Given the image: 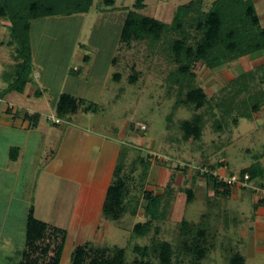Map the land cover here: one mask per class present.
Segmentation results:
<instances>
[{"label":"rangeland","instance_id":"rangeland-1","mask_svg":"<svg viewBox=\"0 0 264 264\" xmlns=\"http://www.w3.org/2000/svg\"><path fill=\"white\" fill-rule=\"evenodd\" d=\"M104 1L94 0L87 14L32 22L31 78L38 82L34 77L38 73L47 93L41 99L33 98L31 104L45 108L44 114L50 113L59 93L70 91L97 105L96 112L77 114L72 121L119 142L118 161L123 154L121 175L128 188L125 212L117 220L106 218L99 201L90 196L84 216L77 211L73 215L75 207H64L53 220L69 233L78 228L77 235L86 247L83 264H107L102 257L113 259L116 252L122 253L120 264H236L233 259L237 255L243 264H264V210L257 212L254 208L255 203L264 207V196L254 190L264 187V106L252 119H239L236 126L232 124L236 115L226 117L218 109L220 101L229 103L233 95V106L237 107L264 91L257 77L241 95L236 94L237 87L230 86L235 78L264 65L263 54L217 70L196 64L192 69L196 77L190 85L203 92L206 102L195 111L178 105L188 97V89L180 95L178 86L168 82L175 67L163 49L150 48L146 42L120 43L122 12L135 0H115L113 8L105 6ZM189 1L146 0L143 13L168 22L174 8ZM213 1L204 0V8ZM256 10L264 26V2L257 3ZM2 37L6 39V35ZM1 50L5 58L6 48ZM86 56L88 61H84ZM68 67L73 81L64 86L62 75ZM74 67L80 73L71 72ZM3 68L9 71L7 76L12 73L11 66ZM194 114L203 118L200 135L182 130ZM141 125L146 127L144 132L139 130ZM121 133L125 135L120 137ZM252 165L262 174L246 188L232 186L229 197L215 195L210 182L197 171L211 167L219 178L230 174L240 177L241 171ZM103 168L114 170L112 165ZM91 171L89 166L82 177L87 180ZM96 171L100 176L101 170ZM145 192L161 198L159 213L163 217L153 221L145 236H136L134 226L147 221ZM95 194L93 190L90 193ZM56 198L55 203H61ZM80 217L79 224L76 219ZM183 221L189 223L186 231Z\"/></svg>","mask_w":264,"mask_h":264},{"label":"trees","instance_id":"trees-1","mask_svg":"<svg viewBox=\"0 0 264 264\" xmlns=\"http://www.w3.org/2000/svg\"><path fill=\"white\" fill-rule=\"evenodd\" d=\"M145 1L135 0L131 8L125 9L127 13L121 26L119 41L125 45H129L131 41L146 42L150 48L163 49L169 62L175 67L169 74L168 82L178 86L180 95L185 88L188 89V97L182 99L178 105L192 107L196 111L206 102L203 92L190 85L196 77L192 71L196 64L200 63L209 70H217L258 52H262L264 56V26L261 25L251 0H214L208 9L204 8V0H191L176 7L169 23L145 15ZM114 2L115 0H105L104 4L113 8ZM93 3L94 0H0V18L10 23L9 30L15 46V75L8 91L21 94L32 81V22L55 16L87 14ZM88 60L86 56L84 61ZM256 77L260 79L259 83L264 85V65L235 78L230 86L237 87L236 94L241 95L248 91V83L251 79L256 80ZM235 98L236 95H233V98L228 99L229 103L220 101L218 104V109H221L226 117H231L232 114L237 116L232 118L234 126L238 124L239 119H252L264 106V91L237 107L233 106ZM79 110L84 113L96 112L97 105L67 94L60 95L55 108L58 118L65 119ZM25 119L35 125L33 120L38 119V116L26 115ZM202 124V116L194 114L191 121L183 124L182 130L187 134L193 132L200 135ZM217 127L221 128L220 125ZM121 157L114 169L113 180L102 209L104 217L116 220L125 212V198L128 195L126 178L121 175L123 154ZM210 170L215 172L211 167ZM246 174L250 183L262 173L252 165L242 170L239 178L243 179ZM201 175L210 182L215 195L230 196L231 186L219 181L214 175ZM144 199V215L147 221L134 226L133 233L136 236H145L153 221L163 217L159 213L160 197L145 192ZM258 206L257 203L254 208L257 209ZM188 227L189 223L183 221L182 229L186 231ZM65 238L64 231L37 222L30 216L27 225V248L22 264H59ZM85 249L84 245L72 252L71 264H83ZM135 250L141 251L138 248ZM121 254L116 252L113 259L104 255L102 262L120 264ZM233 262L243 264V259L237 255Z\"/></svg>","mask_w":264,"mask_h":264},{"label":"crops","instance_id":"crops-1","mask_svg":"<svg viewBox=\"0 0 264 264\" xmlns=\"http://www.w3.org/2000/svg\"><path fill=\"white\" fill-rule=\"evenodd\" d=\"M251 1L255 8L257 3L264 2ZM126 13L122 12L123 19ZM259 19L261 20L260 16ZM9 27L10 23L0 18V264H22L27 248V225L30 216L37 222L63 231L65 229L53 217L57 219L56 216L62 214L64 207H75L73 215L77 211L79 216H84V211L90 206V196L95 197L93 201H99L98 207L102 214L114 173V170L109 172L103 166L110 169L112 165L115 169L121 147L117 139L87 130L72 121V117L77 114L87 116L91 112L84 113L79 110L65 119L58 118L55 108L60 95L67 94L77 98L76 93H59L57 101L51 105L50 113L44 114L45 108L32 105L33 98L41 99L47 93L46 85L42 83V77L38 73L34 77L39 81L32 79L23 93L8 91L14 81L16 66L15 46ZM3 35H6L5 40ZM2 48H6L3 52L5 58L2 57ZM113 60L114 57L110 61L111 65ZM7 66L13 68L8 76V70L3 68ZM69 67L62 75L64 86L72 80ZM71 72L80 73V69L74 67ZM26 115L38 116V119L33 120L35 125L25 119ZM123 135L125 133H121L120 137ZM104 154L105 165L102 163ZM107 160L110 164H107ZM89 166L92 171L86 180L82 175ZM96 169L101 170L100 176H97ZM58 190L65 193L61 192L60 195ZM92 190L96 192L95 195H90ZM80 192L83 198H80ZM57 196L61 199L59 204L55 203ZM63 198H66L65 203ZM260 209L264 210V207L259 206L257 212ZM76 222L80 224L81 217ZM75 224L77 227V223ZM65 232L66 243L59 264H71L73 250L84 245L77 235L78 228L70 231L71 233L67 230Z\"/></svg>","mask_w":264,"mask_h":264},{"label":"built area","instance_id":"built-area-1","mask_svg":"<svg viewBox=\"0 0 264 264\" xmlns=\"http://www.w3.org/2000/svg\"><path fill=\"white\" fill-rule=\"evenodd\" d=\"M139 130L141 132H144L146 130V127L144 125H141L139 127ZM200 174H211V175H214L215 177H217L219 179V181H222L224 183H226L227 185L229 186H237V187H242V188H246L248 187V184H249V176L246 174L244 175L243 179H240L239 177L237 176H227V177H224V178H219L217 175H216V172H212L210 171L207 167H200L198 170H197ZM258 194L260 195H263L264 196V189H254ZM264 199V198H263Z\"/></svg>","mask_w":264,"mask_h":264}]
</instances>
